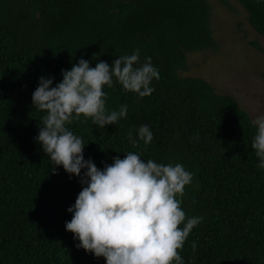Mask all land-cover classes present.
<instances>
[{
  "label": "trees",
  "instance_id": "obj_1",
  "mask_svg": "<svg viewBox=\"0 0 264 264\" xmlns=\"http://www.w3.org/2000/svg\"><path fill=\"white\" fill-rule=\"evenodd\" d=\"M237 1L264 37V0ZM210 16L208 0H0V264H106L65 230L67 209L86 185L62 166L53 174L35 139L46 113L33 107L32 93L41 76L54 87L80 59L111 65L136 49L139 64L150 57L159 70L155 91L138 98L115 78L105 85L106 109L126 104L128 113L103 128L83 116L65 125L82 138L84 159L103 169L133 152L182 164L193 179L177 198L186 218L203 217L178 250L184 264H264L256 127L234 96L183 74L188 53L216 47ZM141 125L153 133L147 145L136 136Z\"/></svg>",
  "mask_w": 264,
  "mask_h": 264
},
{
  "label": "clouds",
  "instance_id": "obj_2",
  "mask_svg": "<svg viewBox=\"0 0 264 264\" xmlns=\"http://www.w3.org/2000/svg\"><path fill=\"white\" fill-rule=\"evenodd\" d=\"M139 56L136 49L111 65L100 61L94 68L88 60L80 59L70 70H61L62 80L54 87L51 76H41L32 93V105L46 115L35 139L52 161L53 174L57 166H62L86 185L67 209L72 218L65 222V230L79 240L78 248L103 257L106 264H184L178 250L203 220L186 218L182 201L177 198L183 196L193 174L182 164H158L151 159L145 162L133 152L123 159L114 157L110 165L98 169L91 159H84L82 138L65 126L81 116L91 118L100 128L126 118V104L119 111L106 109L103 88L113 87L114 78L138 98L151 96L155 89L150 85L153 79H160L159 70L150 57L139 64ZM252 124L256 134L251 147L260 160L258 167L264 168V115L257 116ZM128 136L135 146L137 140L131 131ZM136 136L145 145L153 140L148 125H141ZM82 169L86 170L83 175ZM192 249L196 250L195 242Z\"/></svg>",
  "mask_w": 264,
  "mask_h": 264
},
{
  "label": "rangeland",
  "instance_id": "obj_3",
  "mask_svg": "<svg viewBox=\"0 0 264 264\" xmlns=\"http://www.w3.org/2000/svg\"><path fill=\"white\" fill-rule=\"evenodd\" d=\"M208 2L216 47L188 53L183 74L202 77L216 92L234 96L253 121L264 115V37L237 0Z\"/></svg>",
  "mask_w": 264,
  "mask_h": 264
}]
</instances>
